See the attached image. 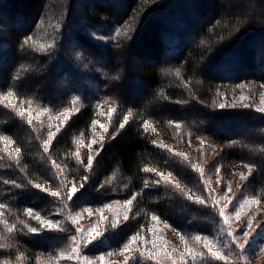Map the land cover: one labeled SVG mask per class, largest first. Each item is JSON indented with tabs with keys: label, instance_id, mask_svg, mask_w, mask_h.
<instances>
[{
	"label": "trees",
	"instance_id": "obj_1",
	"mask_svg": "<svg viewBox=\"0 0 264 264\" xmlns=\"http://www.w3.org/2000/svg\"><path fill=\"white\" fill-rule=\"evenodd\" d=\"M27 3L0 0V203L7 205L0 210L5 213L0 217V264L49 260L72 236L67 234L71 227L30 232L38 224L26 212L32 208L34 215L53 220L51 215L60 211V199L36 189L33 181L52 186L58 181L51 159L66 166L71 176H83L78 166L81 160L87 163V153L82 155L77 143L90 135L101 101H115L117 112L104 141L101 166L80 194L78 206L132 200L129 221L104 236L97 243L101 249L119 252L132 237L148 234L153 216L190 231L203 223L202 214L192 212L195 206L179 199L159 176L165 171L178 178L190 176L188 160L158 146L160 134L148 122L166 126L178 121L195 136L225 143L222 165L252 166L251 183L264 191V113L217 105L226 87L248 81L264 85V0ZM117 30L121 35L111 39ZM91 33L110 39L101 41ZM27 36L32 41L21 47ZM42 82L47 84L39 86ZM80 87V109L48 152L42 144L45 125L51 115L70 109ZM8 92L13 93L12 105ZM31 105L49 112L29 125L19 110ZM125 116L129 121L119 129ZM114 132L118 134L112 139ZM4 180L24 186L16 188ZM100 188L105 192H98Z\"/></svg>",
	"mask_w": 264,
	"mask_h": 264
},
{
	"label": "rangeland",
	"instance_id": "obj_2",
	"mask_svg": "<svg viewBox=\"0 0 264 264\" xmlns=\"http://www.w3.org/2000/svg\"><path fill=\"white\" fill-rule=\"evenodd\" d=\"M27 1V4H30L31 0ZM80 2H84V0H80ZM227 3L229 4V2ZM63 11L65 12V9ZM91 34L101 41L110 39L103 35ZM135 59L139 63V58L135 57ZM147 60L149 63H154L151 59ZM46 82H42L39 86L46 85L48 83ZM241 85L244 87H240ZM85 86L87 85L85 84ZM226 88L217 99L219 108H221V104L225 105L222 109L245 107V105H250L249 107L255 110L264 107V85L248 81ZM73 96L72 106L63 111L71 113L69 119L57 121L56 115H51L45 125L47 132H56L57 129L53 125H57L60 128L58 133L60 134L73 115L79 111V105L83 99L82 88L80 87V91H76ZM75 97H80V100H75ZM97 105L99 108L95 120H99L106 127L104 129H101L99 125L95 129L92 127L90 135L84 139L81 138L77 143L79 149L83 150L82 155L87 153V155L94 156L92 169H87L85 167L87 163L85 164L83 160L79 161L78 168H81L83 172V176L79 178L78 176H71L72 172L62 163L51 159L50 162L54 164L51 163L52 169L55 171L58 181L53 186L47 182L40 184L48 189V193L54 191L61 193V196L58 197L62 203L60 211L51 215L54 218L53 222L58 225V229L53 230L66 231L68 227H71L73 230L67 231V234L70 232L73 234L67 238V244L58 252L56 257H48L49 260L40 259L38 264H88L89 261L91 264H210L217 259L207 253L208 246H211L213 251H219L227 257L226 260L222 261V264H234V262L236 264H264V197H262L264 191L260 193L251 183L254 173L253 167L251 166V173L249 167H246L247 164H237L231 168L224 167L220 157L226 146L225 143H217L203 136H195L178 121L167 122L166 126H161L155 122H148V125L160 134L159 140H157L158 146L165 151L178 154L183 159L186 158L189 162L187 165L190 167L188 173L190 176L178 178L165 171L161 172L164 175L160 179L163 184L173 190L177 197H180L179 199L195 206L192 209L194 214H202L199 217L203 222L199 228L200 233L198 228H194L192 231L178 228L159 218V220L152 221L148 234L141 235L139 238L136 237V243L132 246L131 254L123 253V249L119 252L101 249L97 243L104 236L116 232L129 221L132 204L129 205L128 200L114 199L101 206H78L81 204L78 200L80 194L88 190L87 184L92 181L93 172L98 171L101 166L98 163L102 158L104 141L117 112L115 101H101ZM26 108H31L33 112L32 117L23 115L26 120L30 118L36 120V117H39L38 120L41 121L40 119L49 112V110L41 109L35 105L26 106ZM109 108L115 110L111 115H109ZM100 109L104 111L103 116L100 115ZM47 132L42 144L45 148L47 143L48 148L46 150L50 152L55 137L49 140ZM90 143L92 144L91 149L88 148ZM97 153L99 154L97 155ZM109 159L111 158L109 157ZM85 175L89 179L81 188ZM33 183L37 184L35 181ZM73 184L79 191L71 200H68L65 194ZM228 187L231 188V191H227ZM102 189L100 188L98 192L104 193L105 191ZM196 196L201 197L205 203H198L195 200ZM225 196L230 197V201L225 200ZM225 205L228 206L225 207ZM89 210H91V215H89ZM101 211L105 218L103 221L99 219ZM172 211L174 210L172 209ZM220 211H223L227 217V224L224 223V218L219 215ZM125 215L128 219H124ZM179 216L183 218V214ZM30 219L33 218L30 217ZM76 220H79L78 224L75 223ZM34 222L38 224L36 220ZM183 224L181 223V225ZM248 224L251 227L246 234H243L244 227ZM35 226L37 227V225ZM93 227L98 229V232L93 233L95 240L84 247L85 240L88 238V230ZM196 236H200L201 239L196 240ZM76 245L81 246L79 260L61 258L62 254L64 257L74 255L72 249ZM157 248L162 249L159 254L156 252ZM236 248L241 253L239 257L234 254ZM186 252H195L197 255L193 258L190 254L185 255ZM201 252L205 254L199 255ZM154 255L156 259H152ZM101 256L104 257V261L99 260ZM126 256H130V258L126 260ZM181 256H184V259H180ZM84 257H87V260H84ZM18 259L19 263L23 261L20 257Z\"/></svg>",
	"mask_w": 264,
	"mask_h": 264
},
{
	"label": "snow or ice",
	"instance_id": "obj_3",
	"mask_svg": "<svg viewBox=\"0 0 264 264\" xmlns=\"http://www.w3.org/2000/svg\"><path fill=\"white\" fill-rule=\"evenodd\" d=\"M120 35H121L120 31L117 30V31L115 32V36H114V37H111V39H116V38H118ZM124 35H127V33L125 32ZM129 39H130V37H129ZM30 41H32V37H31V36H27V37L24 39V41H23L21 47L29 46V42H30ZM53 46H54V45H51V44L48 45L49 48H51V47H53ZM40 49L43 50V51H47V49L45 48L44 45H40ZM179 74H180V73H179V70H177L176 75L179 76ZM240 87H244V86L241 85ZM12 96H13V93H12V92H8V96H7V98H8V103H9V105H12V104L14 103V102L11 100V97H12ZM242 99H243V97H242ZM75 100H80V97H75ZM2 103H3V101H0V104H2ZM224 106H225V105H223V104L220 105L221 108H223ZM249 106H250V105H245V107H249ZM97 108H99V105H97ZM256 110L259 111V112H261V113H264V107H260V108H258V109H256ZM99 111H100V115L103 116V115H104V111H103V109H100ZM113 111H115V110L109 108V115H111ZM20 114H21V115H25V114H26L28 117H32V116H33V112H32V109H31V108H21V109H20ZM130 114H131V113H130ZM70 115H71V113H69V112H62V113H60L59 115H56V116H55V119H56L57 121H60V120H65V121H66V120L69 119ZM36 119H39V117H36ZM123 120H124V123H120V124H119V129H123V128L126 126V124L128 123V117L125 116V117L123 118ZM27 123H28L29 125H31V124L33 123V120L30 118V119H28ZM91 123H92V127H93V129H95V127H96L97 125H99V127H100L101 129H104V128L106 127L104 124L100 123L99 120H93ZM53 126L56 127L57 131H56V132H53V131H48V132H47V136H48V139H49V140H52L54 137H56V135H57V134L59 133V131H60L59 126H57V125H53ZM177 127H179V125H177ZM117 134H118L117 132H114V133L112 134L111 138L114 139L115 136H116ZM93 143H95V141H93ZM47 148H48V145H47V143H46V144H45V149H47ZM88 148H89V149L92 148V144H91V143L88 145ZM101 150H102V149H101ZM16 152H17V154H19L20 149L17 148V149H16ZM98 154H99V153H97V155H98ZM94 159H95V158H94L93 155H91V154H88V155H87V165L85 166L87 169H89V170L92 169V167H93V163H94ZM246 167H249V172L251 173V172H252V167L249 166V165H246ZM145 171H152V170H151V169H146ZM163 175H164L163 173H159V176H160V177H163ZM169 175H171V173H169ZM242 178H243V177H242ZM88 179H89V177H88L87 175H85V176L83 177V181H82V183H81V188H83L84 183L87 182ZM3 183H5V184H10V185H12L13 187H16V188H22V187L24 186V185H22L21 183H17L15 180H11V181L4 180ZM156 183L159 184V180H157ZM28 184H32V182H31V181H28ZM32 186L35 187L36 189L42 191V192H48V189H47V188H44V187H43L42 185H40V184H34V185H32ZM146 186H147V185H146ZM10 190H11V189H9V191H10ZM78 191H79V190H78V189L75 187V185L73 184L72 186H70V188L68 189V191L66 192L65 195H66V197H67L68 200H71V199L73 198V196H74ZM227 191H231V188L228 187V188H227ZM49 194H50L51 196H53V197H60V196H61V193H60L59 191L50 192ZM224 199L230 201L231 198L225 196ZM195 200H196L198 203H200V204H204V203H205V201H204L203 199H201V197H199V196H196V197H195ZM127 203H128L129 205H131V204H132V200H128ZM249 203H251V202H249ZM227 206H228V205H225V207H227ZM6 208H7V205H6V204H4V203H0V210H4V209H6ZM4 214H5V213H4L3 211H0V217L4 216ZM26 214H27L28 217H31V218H33L34 220H36V221L38 222V226H37V227H30V228H29V231L32 232V233L43 232V231L46 230V229H47V230L58 229V225H57V223H54L52 219H43V218H42L40 215H38V214L34 215V213H33V209H32V208H28ZM89 215H91V210H89ZM219 215H220L221 217L224 218V223L227 224V223H228V219H227V217L225 216L224 212H223V211H220ZM99 219H100L101 221H103V220L105 219L104 216H103V212H102V211H101V214H100ZM124 219H128L127 215H125ZM152 219H153L154 221H156V220H159V217H157V216H153ZM75 223L78 224V223H79V220H76ZM14 227H15V226H13V228H14ZM250 227H251L250 224L245 225V227H244V233H243V234H246L247 231H248V229H249ZM9 231H12V228H10ZM96 232H98V229L95 228V227H93V228H91L90 230H88V238L85 240L84 247H87L88 244H91V243L93 242V240H95V236H93V233H96ZM229 235H231V233H229ZM73 239H74V238H73ZM195 239L199 241V240L201 239V237H200V236H196ZM135 243H136V237H132V242L129 243L127 247L123 248V253L131 254L132 251H133V247H132V246H133V244H135ZM206 243H207V242H206ZM72 251H73L74 255H70V256L64 257L63 254H62V255H61V258H62V259L66 258V259H68V260H73V259H77V260H79V259H80L81 246H80V245H76V246L72 249ZM161 251H162L161 248H157V249H156L157 254H159ZM207 253L210 254V255H211L212 257H214L215 259L220 260V261H224V260L227 259V257H226L224 254H222L221 252H219V251H213V249H212L211 246H208V247H207ZM188 254H190L193 258H195V256L197 255V253H195V252H190V253H189V252H186V253H185V255H188ZM204 254H205L204 252L199 253V255H201V256H203ZM129 258H130V256H126V257H125L126 260H128ZM152 259H156V256L154 255V256L152 257ZM180 259H184V256H181ZM84 260H87V257H84ZM99 260H100V261H104V257H103V256L99 257ZM88 264H91V262L89 261Z\"/></svg>",
	"mask_w": 264,
	"mask_h": 264
}]
</instances>
